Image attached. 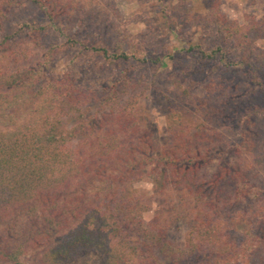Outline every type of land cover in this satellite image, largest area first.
Segmentation results:
<instances>
[{"label": "trees", "instance_id": "obj_1", "mask_svg": "<svg viewBox=\"0 0 264 264\" xmlns=\"http://www.w3.org/2000/svg\"><path fill=\"white\" fill-rule=\"evenodd\" d=\"M45 1L44 15L55 25L58 17L66 16V8ZM206 21L234 47L238 59L233 65H248L254 42L264 40V18L242 27L212 5ZM9 41H0V53L8 51ZM67 44L76 47L73 40ZM85 49L113 64L132 59L119 45L111 52L99 44ZM220 52L201 50L198 57L211 62ZM128 74L122 72L101 91L78 82L72 61L60 80L34 69L0 79V263L21 264V258L37 251L32 264H69L85 256L96 257L98 264H246L253 250L264 245V182L248 181L252 173L264 172V145L258 147L248 173L225 164L215 181L191 184L188 177L195 174L199 155L186 150L180 156L152 155L150 138L140 131L130 102L122 101L127 89L139 84ZM213 88L206 86L208 92ZM251 112L264 119L263 106ZM168 120L172 139L181 141L182 148L185 129L178 119ZM259 128L264 131V125ZM151 165L160 168L159 175L170 170L176 186L187 180L180 190L191 196L196 217L182 249L171 248L156 220L147 225L142 219L147 207L135 196L134 185ZM229 172L234 185L223 198L217 184ZM231 205L248 211L255 206L251 217L262 231L246 229L243 239L237 237L227 217Z\"/></svg>", "mask_w": 264, "mask_h": 264}, {"label": "rangeland", "instance_id": "obj_2", "mask_svg": "<svg viewBox=\"0 0 264 264\" xmlns=\"http://www.w3.org/2000/svg\"><path fill=\"white\" fill-rule=\"evenodd\" d=\"M36 1L0 0V41L10 40L8 51L0 53L1 80L25 69L60 80L72 61L78 82L90 91H101L130 71L128 76L139 84L127 89L122 101L130 102L140 131L150 138L152 155L180 156L185 150L199 155L196 172L188 177L194 185L215 181L225 164L246 173L252 168L258 147L264 145V131L259 128L264 119L251 112L264 107V40L254 42L248 65H233L237 52L207 23L206 15L216 5L229 21L248 27L264 18V0H51L66 8V16L58 17L55 25L44 15L47 2ZM20 21L29 25L21 26ZM67 39L76 47L70 48ZM98 44L110 52L119 45L132 59L113 64L85 49ZM54 45L62 48L55 51ZM217 48L222 52L211 62L198 57L201 50ZM209 85L213 92L206 90ZM201 100L206 102L200 104ZM170 116L185 129L182 148L168 130ZM159 169L152 165L144 169L142 181L134 185L135 196L147 207L144 223L156 220L171 248L182 249L193 233V200L180 190L187 180L176 186L171 171L159 175ZM229 176L230 172L217 184L223 198L232 193L234 181ZM248 178L253 184L264 182V172ZM246 209L231 205L227 214L240 239L246 229L262 231L251 217L255 206L248 208L250 212ZM253 251L245 263L264 264V245ZM38 253H28L21 264H32ZM69 264H98V260L85 256Z\"/></svg>", "mask_w": 264, "mask_h": 264}]
</instances>
